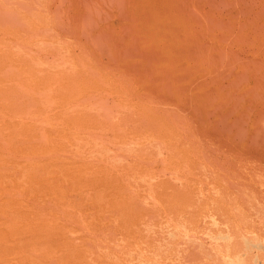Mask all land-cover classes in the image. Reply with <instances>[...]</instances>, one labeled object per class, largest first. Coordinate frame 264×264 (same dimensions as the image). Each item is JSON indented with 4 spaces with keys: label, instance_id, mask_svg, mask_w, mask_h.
I'll list each match as a JSON object with an SVG mask.
<instances>
[{
    "label": "rangeland",
    "instance_id": "rangeland-1",
    "mask_svg": "<svg viewBox=\"0 0 264 264\" xmlns=\"http://www.w3.org/2000/svg\"><path fill=\"white\" fill-rule=\"evenodd\" d=\"M264 264V0H0V264Z\"/></svg>",
    "mask_w": 264,
    "mask_h": 264
},
{
    "label": "bare ground",
    "instance_id": "bare-ground-1",
    "mask_svg": "<svg viewBox=\"0 0 264 264\" xmlns=\"http://www.w3.org/2000/svg\"><path fill=\"white\" fill-rule=\"evenodd\" d=\"M233 264H238V263L234 262Z\"/></svg>",
    "mask_w": 264,
    "mask_h": 264
}]
</instances>
